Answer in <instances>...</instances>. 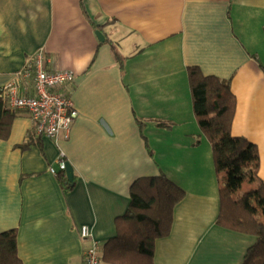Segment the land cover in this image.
<instances>
[{
	"label": "crops",
	"instance_id": "crops-1",
	"mask_svg": "<svg viewBox=\"0 0 264 264\" xmlns=\"http://www.w3.org/2000/svg\"><path fill=\"white\" fill-rule=\"evenodd\" d=\"M39 52L46 70L76 75L68 92L79 117L55 141L28 112L8 109L0 234L16 231L23 264H84L83 226L112 264L105 245L132 186L161 175L186 195L153 264H241L254 238L217 224L224 175L198 125L188 69L231 82L232 135L257 145L264 182V0H0V89ZM22 93L33 94L31 80ZM61 152L74 170L68 186L49 171Z\"/></svg>",
	"mask_w": 264,
	"mask_h": 264
},
{
	"label": "trees",
	"instance_id": "trees-1",
	"mask_svg": "<svg viewBox=\"0 0 264 264\" xmlns=\"http://www.w3.org/2000/svg\"><path fill=\"white\" fill-rule=\"evenodd\" d=\"M82 8L89 19L83 2ZM260 68L264 73L262 64ZM188 76L198 125L212 145L216 175H224L217 224L254 238L241 264H264V182L258 177L259 149L247 139L232 135L237 99L231 82L206 76L198 67H190ZM13 116L0 99V138L8 137ZM58 178L63 185H69L65 172H60ZM246 181L255 182L256 188L238 195ZM185 195V191L165 175L136 181L131 188L128 212L116 221L117 237L105 245L104 261L153 264L156 242L170 235L175 208ZM254 199L261 213L255 209ZM0 264H23L18 255L15 230L0 234Z\"/></svg>",
	"mask_w": 264,
	"mask_h": 264
},
{
	"label": "built area",
	"instance_id": "built-area-1",
	"mask_svg": "<svg viewBox=\"0 0 264 264\" xmlns=\"http://www.w3.org/2000/svg\"><path fill=\"white\" fill-rule=\"evenodd\" d=\"M44 53L31 57L23 69L16 73L12 84L0 89V99L7 109L30 114L37 134L51 140L70 138L72 126L79 117L68 89L74 85L72 71L50 72L44 67ZM31 80L33 94L22 93L23 82ZM67 168L66 155L60 153L57 168L49 171L57 176ZM80 237L89 246L84 251V264H102V245L94 239L89 226H83Z\"/></svg>",
	"mask_w": 264,
	"mask_h": 264
},
{
	"label": "water",
	"instance_id": "water-1",
	"mask_svg": "<svg viewBox=\"0 0 264 264\" xmlns=\"http://www.w3.org/2000/svg\"><path fill=\"white\" fill-rule=\"evenodd\" d=\"M96 36L98 37V39L100 41H102V42L105 41L104 34L101 31H99V30L96 31ZM65 172L67 174L69 182L73 183V181H74V170H73V168L70 165H67Z\"/></svg>",
	"mask_w": 264,
	"mask_h": 264
},
{
	"label": "rangeland",
	"instance_id": "rangeland-1",
	"mask_svg": "<svg viewBox=\"0 0 264 264\" xmlns=\"http://www.w3.org/2000/svg\"><path fill=\"white\" fill-rule=\"evenodd\" d=\"M220 178H218L219 180ZM223 179V178H222ZM245 183V182H244ZM253 189H251V183L249 181H246V183L244 185H242V187L239 189V191L237 192L238 195H241L245 192H249ZM253 203H254V206H255V209L258 211V213H261V210H260V207H259V204L256 202V200L254 199L253 200Z\"/></svg>",
	"mask_w": 264,
	"mask_h": 264
}]
</instances>
